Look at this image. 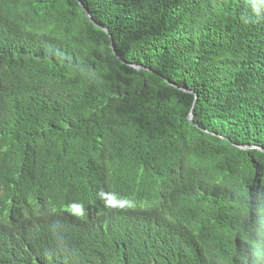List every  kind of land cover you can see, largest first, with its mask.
Instances as JSON below:
<instances>
[{
  "label": "trees",
  "instance_id": "16d2710c",
  "mask_svg": "<svg viewBox=\"0 0 264 264\" xmlns=\"http://www.w3.org/2000/svg\"><path fill=\"white\" fill-rule=\"evenodd\" d=\"M81 2L0 0V264H261L264 17Z\"/></svg>",
  "mask_w": 264,
  "mask_h": 264
},
{
  "label": "water",
  "instance_id": "95a60500",
  "mask_svg": "<svg viewBox=\"0 0 264 264\" xmlns=\"http://www.w3.org/2000/svg\"><path fill=\"white\" fill-rule=\"evenodd\" d=\"M78 1H79L80 5L82 6L83 10L86 12L87 17L91 20V22H93L95 25H97V26L103 28L104 30H106L107 32H109L107 28H105V27L99 25L97 22H95V20L93 19L92 15H91L90 12H89V10H88V9L85 7V5L81 2V0H78ZM112 40H113V39H112ZM115 54L117 55V52H116V51H115ZM117 57L120 59V56H119V55H117ZM129 65H130L131 67L135 68V69H138V70H144V69H146V68H145L144 66H142V65H136V64H129ZM168 82H169L171 85L175 86L176 88H179V89H181V90H184V91H187V92L193 93L192 91H190V90H188V89H185V88H182V87H179V86L173 84L171 81H168ZM196 101H197V97H196L195 103H196ZM193 111H194V108H193V110H192V112H191V114H190V116H189V119H190L191 123H194V113H193ZM241 147H242L243 149H249V148H253V147H255V148H258V149L264 151V149H262L261 147H258V146H251V147H250V146H241Z\"/></svg>",
  "mask_w": 264,
  "mask_h": 264
},
{
  "label": "clouds",
  "instance_id": "9594fccd",
  "mask_svg": "<svg viewBox=\"0 0 264 264\" xmlns=\"http://www.w3.org/2000/svg\"><path fill=\"white\" fill-rule=\"evenodd\" d=\"M249 7L251 9V14L252 16L256 17V18H262L264 17V0H249ZM247 22V19H246ZM113 201L115 200H110L107 201V203L109 204H114ZM253 231L259 232V229H253ZM259 237V235H257ZM262 247L258 246L257 247V252H261ZM255 255V253L253 254ZM258 260L261 261V264H264V256H260L258 257Z\"/></svg>",
  "mask_w": 264,
  "mask_h": 264
},
{
  "label": "snow or ice",
  "instance_id": "6c2138e0",
  "mask_svg": "<svg viewBox=\"0 0 264 264\" xmlns=\"http://www.w3.org/2000/svg\"><path fill=\"white\" fill-rule=\"evenodd\" d=\"M113 203H115V201H113Z\"/></svg>",
  "mask_w": 264,
  "mask_h": 264
}]
</instances>
